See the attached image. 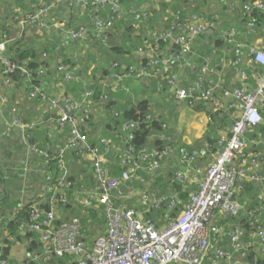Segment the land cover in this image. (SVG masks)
<instances>
[{
	"label": "built area",
	"instance_id": "built-area-1",
	"mask_svg": "<svg viewBox=\"0 0 264 264\" xmlns=\"http://www.w3.org/2000/svg\"><path fill=\"white\" fill-rule=\"evenodd\" d=\"M39 2L38 9L15 13L12 21L16 22L21 31L32 26L41 35L55 27L62 30L61 35L67 44L76 42L82 45L90 41L107 46L111 40L110 32L117 28L119 22L128 19L129 23L140 24L150 16L149 10L134 5L126 7L124 0L47 2L39 0ZM61 6H69L72 8L71 11L77 12L85 22H78L73 28L66 26L69 23L68 18L65 22H57L54 13ZM242 6L248 15L256 11L264 12V0H249ZM167 12L170 13V17L175 14L177 16V12L170 8ZM256 24L255 18H247V26L251 30ZM179 26L182 28L176 32V27L169 24L160 34L154 33L159 35L163 42H171L178 49L159 53L158 59L151 63L153 66L151 75L160 76L162 81L166 82L177 102H185L191 108L202 102L210 105V111L204 114L208 123L212 124L213 113L217 111L232 114L231 126L227 128L231 129L230 136L222 132L217 151L212 152L209 143L202 146L184 144L177 147L167 142L169 137L165 134L161 136L165 140L162 149L149 146L137 151L136 147L130 144L138 123L130 120H123L119 125L120 132L125 136V143L129 142L125 145L126 148L106 136L91 143L89 136L82 131V126L93 111L94 89L88 88L83 98L76 100L65 92L51 95L42 84L30 87L29 99L41 98L42 102L57 115L53 129L59 134L63 133L64 129H70L64 140L56 145V153L60 157L57 169H51L54 157L49 156L38 144L28 145L31 155L27 154L28 157L24 160L25 174L32 171L33 155L39 154L45 160L42 172L48 182L46 191L43 197L40 195L39 199L33 200L31 205L33 220L22 224L21 229L40 233L45 246L43 254L47 259L56 254L68 257L77 264H245L243 260L235 262L233 260L234 253H242L244 250L242 232L235 228L229 233L233 249L227 250L221 243L228 233L223 226L217 225L216 218L237 215L240 212L243 203H247L241 202V198L238 197L245 190L244 184L251 183L255 189L253 192L259 191L264 201V154L246 153L249 142L251 146H264V135L256 131L264 122V47L244 43L238 38V29L224 27L219 35L229 48L227 47L225 56L219 59L222 68L217 70L211 65V56H202L205 61L202 65L203 75L197 77L193 84L186 85L184 73L187 74L188 69L195 71L197 67L193 60L196 39L207 33L210 26L198 14L193 15L185 25ZM12 41L13 39L0 27V65H3L7 72H14L17 69L16 64L4 54L7 43ZM149 46L148 44L147 47ZM231 55L236 57L233 58ZM117 65V63L113 65L111 75L104 77L103 85L112 86L113 90L120 85L121 90H127L123 81L130 77L134 78V75L131 72L121 74L116 68ZM239 65L243 66L240 71L242 79L245 81L253 76L256 88L251 90L247 86H242L233 91H226L223 96L214 100V92L225 82L223 69ZM21 70L27 77L30 75L28 70L24 68ZM40 73L46 76L47 69L42 66ZM58 73L65 81L76 78L68 65H59ZM209 74L214 77L207 79ZM62 84L57 86L64 87V82ZM11 86L13 81L10 77L0 76V94L6 87ZM102 99H107V96H102ZM19 104L17 101L11 105L12 121L0 129L1 136L10 137L12 129L31 127L18 116ZM9 106V98L1 96V121L6 118L5 112ZM148 118L151 119L152 116L148 115ZM215 127L219 128V125ZM250 129L255 136L248 135ZM71 150L92 162L94 179L97 182V186L92 189L76 191L73 199L68 197L71 183L68 181L70 159L67 154ZM116 151L119 152L117 158L122 170L118 175H113L108 160ZM167 160L170 163L173 160L177 161L179 168L173 167V180L189 192V200L184 203L179 213H176V210L181 201L176 191L160 194L155 188L150 190L156 186L157 178L169 177L170 170L165 166ZM141 171H145V176ZM56 177L58 182L54 183ZM130 181L146 183V188L141 193L143 206L148 208L145 204H149L150 207L157 209L164 203L167 211L173 213V216H168L162 225L157 226L152 220L146 221L145 211L134 207H117L113 201L116 194L118 197L129 198L133 192H128L126 188ZM46 201L50 203L49 211L41 208V203ZM70 201L104 213L107 217L108 230L98 235L92 242H88L81 234L80 215L56 223L59 205ZM253 213L264 215V204L255 208ZM254 235L260 239L261 249L264 251V225L259 227ZM211 252L214 256H211ZM21 256L20 261H36L40 258L36 251L27 253L21 251ZM0 264L11 263L7 259H2Z\"/></svg>",
	"mask_w": 264,
	"mask_h": 264
},
{
	"label": "trees",
	"instance_id": "trees-1",
	"mask_svg": "<svg viewBox=\"0 0 264 264\" xmlns=\"http://www.w3.org/2000/svg\"><path fill=\"white\" fill-rule=\"evenodd\" d=\"M47 2L48 0H44ZM129 1V0H128ZM142 0H131L132 5L136 4V6L139 7V3ZM126 4V0H124ZM226 3V1H224ZM230 2V0H229ZM228 2V3H229ZM159 3L161 4L162 9L164 10V14L166 13V25L169 24L174 25L175 32L176 30L179 31L182 27L179 25H185L193 15L198 14L200 17H202L203 20L207 21L208 24L211 23V19H216L218 17V12H216V9L222 6V2L218 0H176L174 4H168L163 3V0H159ZM224 3V4H225ZM131 5V6H132ZM62 7V6H61ZM60 7V8H61ZM65 7V6H64ZM160 7V8H161ZM241 7V8H240ZM240 14L236 17L241 20H246L248 17H253L256 20V25H261L264 23V12L256 11L252 15H248L245 12V9L243 6H240ZM172 9L173 11L177 12L173 15V17H170V13L167 12L168 9ZM57 12V11H56ZM14 13H9L8 17L2 16L0 19V27L2 30H4L8 36H12L13 33H17L19 35L20 31L16 28V22L12 21V17L14 18ZM220 16V15H219ZM6 17V18H4ZM149 24L147 23V20L142 21L140 24H132L128 22V19H125L124 22H119L117 28L114 31L110 32V37H113L114 35L119 34H128L130 32V35H132V29L135 30L136 33L140 34V30H143L145 26L148 27V36H144L145 30L140 34L141 36V45H139V48H130V45L133 46L136 38H134V41L132 42L129 39H132V37H128L123 39L122 37L119 38V43L117 45H114L112 47L113 53L116 55V58H114L112 61L109 62L108 66L106 68H103L101 71L102 75L109 76L112 73V68L115 63L118 65L116 68L121 74H126L131 72L134 75V78L143 80L145 83L147 81H156L159 85L160 83L166 86V82L162 81V78L160 76H152L153 72V66L151 63L158 59L159 53H161L164 50H177L178 47L173 43H165L161 40L159 35H155L154 33L160 34L165 30L166 27H164L161 30L152 28V34H149ZM34 28V27H33ZM37 30V29H36ZM215 32L216 29H214ZM31 28H26L22 33L24 34L23 38H19V40H14L12 42H8L4 51L5 56L13 63L16 64L17 69L14 72H7L6 68L3 65H0V76H8L13 81V86L6 87L0 94L1 96H5L4 92H6L7 96L10 100V106L12 104H15L16 102H13L10 94L7 92L12 91V87H21L25 86V94L28 92L32 85L38 86L43 85L44 80L48 78L49 75L52 76V73L55 76H58V79L64 82V85L68 84L67 91L69 86L72 88L78 87L79 79H77L75 75V79L71 81H65L61 74L58 73V66L59 65H73V61L71 59H64L62 62H59L55 69H54V62H58L56 59L58 58V49H56L50 40H46L43 38V42H38V37L34 39L35 32L33 35V40L31 41L30 37H28L31 34ZM213 30L209 29V31L203 35H201L199 39V44L203 43L202 46L207 45V48L210 49L211 45H214L213 47H216L220 50V55L218 56V62L219 59L224 55L225 51H227V45L225 44V41L222 38H219V34H213L209 35ZM16 34V35H17ZM28 34V35H27ZM38 35H40L38 33ZM209 35V36H208ZM196 39V42L197 40ZM205 40V41H204ZM47 41V42H46ZM150 45L149 48L147 45ZM193 47V50L196 51V48ZM259 45V44H258ZM159 48H156V47ZM134 47V46H133ZM136 47V46H135ZM229 48V47H228ZM264 50V48H263ZM135 51V52H134ZM209 52L204 53V56H207ZM86 56V55H83ZM210 56V54H209ZM118 57V58H117ZM119 57L121 60H119ZM231 57L235 58V55H231ZM80 61L92 63L94 61V56L90 52L86 57H81ZM201 62V60H200ZM87 63V64H88ZM205 63L204 60H202V63L197 65L196 67V78L203 75L202 71V65ZM44 66V68L47 69V75L44 76L40 73V68ZM219 70L222 68L220 63L216 66ZM22 68L29 71L30 75L27 77L22 72ZM231 69H223L224 79L225 82L219 86L216 91L214 92V100L219 98V93L221 95L225 94L226 91H233L235 88H242V86H247L251 90L256 88V83L253 76H250V79H246L245 81L240 76V71L243 69L242 65H239L237 67H230ZM101 70V68H100ZM228 70V71H227ZM249 70V69H247ZM53 71V72H52ZM250 73H252L250 71ZM260 73H263L260 71ZM82 74V72H81ZM142 75L141 77L138 75ZM253 74V73H252ZM27 77V78H26ZM214 75L209 74L208 78H212ZM195 78V80H196ZM27 85V86H26ZM90 87L94 89V100L96 102L102 99V96L106 95L107 99L104 100V107L106 109H110L111 111L108 113V118L103 119L100 118L96 112L92 111L91 115L85 120V123L82 126V131L86 133L87 136H89V141L91 143L97 142L100 137L106 136L111 137L112 140H115L119 145L124 144V148L128 143H125V136L122 135V133L119 130V125L123 120H130V121H136L138 123V128L134 130V139L131 142L130 145H134L136 147V150L139 151L140 149L144 147H149L150 145H153L157 149H162L163 146H165V140L161 138L163 134L169 135L170 129H168V122L166 118L161 116L160 114H157L153 108L152 105V99L151 97H140V98H133L132 100H125L123 101V95L125 94V91L119 90L118 92L113 91V87H105V86H99L98 82H92L90 84ZM164 86V87H165ZM161 89V86H159ZM7 90V91H6ZM66 91V88H65ZM65 92L67 95H71L68 92ZM82 92L80 94H84L83 91L84 88L82 86ZM70 92V91H69ZM52 95L51 92H48ZM71 93V92H70ZM59 93H55L54 95H58ZM26 96V95H25ZM26 96V97H27ZM73 96V94L71 95ZM74 97V96H73ZM75 98V97H74ZM76 99V98H75ZM230 99V98H229ZM33 101H41V98H35L31 99ZM77 100V99H76ZM121 102V103H120ZM46 107V111L49 113H52L51 118H49V123L54 124L55 119L57 115L53 110L50 109V107L46 104H44ZM9 110V108H6ZM197 111H204V113L209 112L211 107L210 105H206L205 103H200L194 107ZM148 115H151L152 118L149 119ZM12 116V115H11ZM21 119V114L18 115ZM104 116V115H102ZM213 126L219 125V128L212 129L214 133L210 136H208L204 142H198L199 146L204 145V143H209L212 146V152L217 151V149L220 147L219 140L220 136L222 135V132H226L228 136H230L231 129L229 126H231L232 122V114L223 113L220 111H217L213 113ZM47 119V117H46ZM263 119H264V112H263ZM5 120V121H4ZM12 118L7 121L6 118L2 121L0 120V129L6 127L7 122H11ZM8 124V123H7ZM166 125V126H164ZM50 126V125H49ZM49 129V128H48ZM54 130V129H53ZM69 128L64 129L63 133L57 135L56 143H54L53 147L51 149H42L46 153L49 154V156L54 157L51 163V169H57L58 167V161L59 158L57 155L56 145L60 144L63 140L65 135L69 132ZM55 131V130H54ZM256 131H260L262 135H264V122L262 125H260V129H257ZM249 136H255V133L252 129L248 131ZM6 137V136H4ZM0 135V145L2 143H5V141L10 140L11 136L4 138ZM249 142V140H248ZM29 143H33L32 140H30ZM250 142L248 143V148L246 150V153H251L253 155L256 154H264V146H249ZM4 146V144H3ZM40 146V145H39ZM211 154V153H210ZM67 157L70 159V165H69V176L68 181L71 183V187L68 191V197L73 199L76 191H84L89 190L97 186V182L94 179V171L92 168V162L87 161L84 159V157L78 155L76 151L71 150ZM119 157V152H113L108 160V166L110 169V172L113 175H118L119 171L122 170L121 164L119 163L116 165V159ZM141 174L145 176V171H141ZM172 173L169 175L167 180L168 187L161 186L162 184V177L159 179H156V186L158 192L160 194L168 193L169 191H176L179 194V199L181 203H179L176 213L180 212L182 207L184 206V203L188 202L189 200V192L188 190H185L180 183L173 180ZM58 177L54 180V183L58 182ZM139 182V181H137ZM142 186L141 189H139V201H131V199H128L127 197H118L116 194L113 201L117 207L121 208H130L134 207L137 209L144 208L143 211H145V218L147 220H152L154 223L157 224V226L162 225L165 221V219L168 216H173V213H170L167 211L166 206L164 203L160 208L155 207H148L142 205L141 203V193L146 188V183L139 182ZM135 183L129 182L127 184V191L132 192L134 191ZM244 192L242 191L241 195L238 196L241 198V202H247L246 204L243 203V208L240 210V212L237 215H227V216H217L216 223L219 226H223L225 228V231L228 233L221 243L222 246H224L227 250L232 251V247L230 244V238L229 233L232 232L235 228L240 230L242 232L241 241L244 247V250L242 253H234L233 254V260L235 261H244L245 264H264V251L261 249V241L260 239H257L254 235V233L258 230L259 227H262L264 225V215L261 213H258L257 215H254L256 213H253V210L255 208H258L259 206H262L264 204V201L261 198V193L259 191L253 192L254 186L251 183L244 184ZM236 197V196H235ZM33 199L26 198L24 201L20 200H10V199H0V228H5L8 231V236L0 239V260L7 259L11 264H77L76 262L72 261L68 257H60L56 254H52L50 258H46V256L43 254L45 250V246L43 241L41 240L40 233L35 230H22L21 225L24 223H30L33 220V210L31 208V205L33 203ZM139 202V203H138ZM41 208L44 211L50 210V203L49 202H43L41 203ZM261 212V211H260ZM58 218L56 220V223L63 220H70L76 215H80L82 219V230L81 234L83 237H85L88 242H92L98 235L105 233L108 230L107 225V217L104 213L101 211L98 212L97 209H91L82 206L80 203H75L73 201L67 202L65 204H60L58 207ZM175 214V213H174ZM216 215V214H215ZM215 219V218H214ZM0 238H1V232H0ZM20 246H16L18 244ZM22 249L24 253L30 252V251H36L40 254L39 260L36 261H20L19 258L16 256V250ZM15 250V251H14ZM15 253V254H14ZM211 256H214V253H210Z\"/></svg>",
	"mask_w": 264,
	"mask_h": 264
},
{
	"label": "crops",
	"instance_id": "crops-1",
	"mask_svg": "<svg viewBox=\"0 0 264 264\" xmlns=\"http://www.w3.org/2000/svg\"><path fill=\"white\" fill-rule=\"evenodd\" d=\"M218 1H226V3L225 4L222 3L223 5L217 8L216 12L220 11V8L227 7L228 13L227 14L223 13L220 16L218 15L216 19H211L212 21L208 25L210 26L209 27L210 31L212 29L213 32H211L209 35L211 36L213 34L214 35L217 33L219 34L220 30L224 27H235L236 29H238L239 40L249 45L259 44V46L264 47V23L259 26L256 25V27L253 30H251L247 26V19L243 21L236 17L237 15L240 14V8H241L240 6L249 2V0H230V2L229 0H218ZM175 2L176 0H170L168 2L163 0V3H168V4H174ZM161 4L162 3H159L158 0H142L139 3V7L136 6V4H133L137 8L149 10L150 16L149 19L147 20V23L149 24V22H151L149 25L150 35L152 34L151 31L152 28L161 30L167 26L166 13L164 14V10L162 9ZM39 5H40L39 0H0V19L2 18V16L8 17L9 13H14V12L19 13L23 11L29 12L32 10H36L38 9ZM131 5H132L131 0L129 1L126 0V7H130ZM71 9L72 8H70L69 6H65V7L62 6L61 8L57 9V12L54 13L55 20L57 22H65L66 18H68L67 21L69 22V25L66 24V26L71 28L75 27V24L78 22H85V19L83 17L81 16L79 17L77 12L75 13V11H71ZM67 11H68V15H67ZM234 15L236 19L234 20L233 23L228 24V22L232 20ZM87 21L89 23V19H87ZM89 24L93 27L91 23ZM16 28L20 31V33L19 35L17 34L15 37L10 36V38L13 39V41L14 40L17 41L19 40V38H23L24 36V34L22 33L23 31L20 30L17 24H16ZM30 28L32 31L36 30V28H33L32 26H29V29ZM52 28L53 29L51 31L45 33L44 35H41L36 30V35L34 39H36L37 36H40L37 38L38 39L37 43H40L43 42V38L46 36L47 37L46 40L47 41L50 40L52 45L56 49H58V53H59L57 56L58 62H54L55 64L54 69L56 65L59 62H62L64 59H68V60L71 59L73 61V65H70L69 68H71L74 71L77 79H79L78 82H75L78 83L79 85L78 87L75 88L69 86L67 91L68 84L64 85V87L57 86V85H63L62 84L63 81L59 80L58 76H55L52 73V76L49 75L48 78L44 80L43 87L47 92H51L52 94L55 93L60 94L61 92L67 91L69 94L71 95L73 94V96L77 100H81L83 98V94L82 95L80 94V92H82L81 91L82 86L85 91L88 89L87 87L91 86L90 84L92 82H98L99 86L102 87L104 86L103 80L104 77L106 76L102 75L101 71L103 68H106L108 66L110 61L116 58V55L113 53L112 47L119 43L118 40L119 38L122 37L125 40L129 36L132 38H136L137 44L135 48H139V45H141L142 43L140 34H142V32L145 30L144 36H148V27L145 26L143 30H140V34L136 33L134 29H132L133 30L132 35H130V32H128L127 35L117 33V35L110 37L111 40L109 45L107 46L101 45L99 42H90V41H86L85 44L78 45L76 44V42H71L69 44L65 43L63 40V36L61 35L62 30H58L55 27ZM214 29H216L217 32H215ZM32 31H30L31 34L28 36L30 37L31 41L33 40V35H34ZM38 33L40 35H38ZM219 38H221L220 35ZM198 42L199 39L195 43L196 51L193 57L194 63L196 65L201 64L203 60L202 56H204V53L209 52L211 56V65L215 67L217 70H219L216 66L218 65V63H220V60L218 62V56L220 55V50L216 47H213L214 45H211V48L208 49L207 48L208 44L202 46L203 43L199 44ZM94 44L97 45L98 49L96 48L97 50H89V48H92ZM133 46L130 45V48L135 49ZM90 52L94 56V61L91 64L88 63L87 61L86 62L80 61L81 57H86ZM119 60H121L120 57ZM226 69H231V68L228 67ZM195 74L196 72L190 69H188L187 74L184 73L186 85H190L195 82V78H196ZM109 82H113V81L109 80ZM123 83L127 89V90H123L125 91V94L122 96L123 101L127 99L132 100L133 98L137 99L144 96L149 98L151 97L152 105L155 112L166 118L168 122L167 128L170 129V133H171L168 135L169 137V139L167 140L168 143H172L174 146L177 147L184 144L198 145V142H204L208 136L214 133L212 129H216V128L213 126V124L208 123V121H205L204 111L203 112L202 110L197 111L194 108H191L185 102H181V103L177 102L173 92L170 90L167 84L165 87H163L162 86L163 83L162 84L160 83L159 85L155 80L147 81V83H145L143 80L137 78H131V77L125 79ZM159 86H161V89L159 88ZM62 88L64 89L66 88V91L61 90ZM24 89L25 86L15 87L12 88L11 92H7L10 94V96H12L11 97L12 101H14V98L18 99L17 101L20 103L19 106H20L21 117L23 121L31 125V127L27 129H20V128L12 129V135L10 140H7L5 141V143H2V145H0V199L3 200L7 198L10 200L24 201L26 198L37 200L40 198V195H42L43 197L48 185L44 173L42 172L43 166L45 164V160L42 157H40L39 154L33 155L31 159L32 171L31 173L28 172L26 174L23 169L24 160L28 157L27 154L31 155L28 149L30 140L33 141L32 144H38L40 145L39 147H41L42 149H51L54 143H56L57 135H59L58 132L53 130V124L49 123V118L53 117L52 113L46 111V107L43 102L41 101L39 102L36 100L33 101L29 99L27 93L25 94V91H23ZM119 90H121L120 85H118L117 88L113 91L118 92ZM23 95H26L27 97ZM223 95L219 93L220 97ZM8 108L9 110L5 112L7 121H9L12 118L11 106H9ZM92 109L94 112L97 113V115L100 118L103 119V121L104 119L108 118L107 112L109 113L111 111V108L108 110L104 107V100L101 98L99 102L98 101L96 102V100H94L92 104ZM201 119H203L204 121L202 122ZM123 145L124 144H121L120 146L124 147ZM150 146L154 147L153 145ZM115 163L116 165L118 164V158L116 159ZM165 166L167 169H169V166L179 168V165L176 160H173L172 163H170V161L167 160L165 162ZM161 180H162L161 186L168 187L167 185L168 178L166 177ZM9 190H11V192H13L15 195H11ZM140 210L143 211L144 208H141ZM8 235L9 234L7 229L1 228L0 239L2 240ZM16 246H20V245L18 244ZM21 251H22L21 248L16 250V256L19 259H22Z\"/></svg>",
	"mask_w": 264,
	"mask_h": 264
},
{
	"label": "rangeland",
	"instance_id": "rangeland-1",
	"mask_svg": "<svg viewBox=\"0 0 264 264\" xmlns=\"http://www.w3.org/2000/svg\"><path fill=\"white\" fill-rule=\"evenodd\" d=\"M223 4L225 3L224 1H221ZM2 3V2H1ZM234 4H236V3H234ZM231 10V9H230ZM227 14L228 13V8L227 7H225V8H220V11H218V14L219 15H222V14ZM235 15H236V13H235ZM235 15H234V17L232 18V20L231 21H229L228 22V24H231V23H233L234 22V20L236 19L235 18ZM67 25H69V23H67ZM35 32V34H36V30L34 31ZM16 34L17 33H14L12 36L13 37H15L16 36ZM45 39L47 38L46 36L44 37ZM119 40V39H118ZM129 40H131L132 42L134 41V38H132V39H129ZM120 41V40H119ZM47 42V41H46ZM135 44V45H134ZM134 48H135V46H136V44H137V39L135 40V42H134ZM111 45V44H110ZM94 46V47H93ZM92 46V48H89V50H97L98 49V47H97V45L96 44H94ZM97 48V49H96ZM97 53H98V51H97ZM57 61H58V58L56 59ZM163 87L165 86V85H162ZM13 88V87H12ZM158 90V89H157ZM4 95L5 96H7V94H6V92H4ZM23 96H25V95H23ZM9 97V96H8ZM20 97H22V96H20ZM18 99L17 98H14V101L13 102H16ZM175 168V167H174ZM174 168L173 167H170L169 166V169H170V173H169V175L172 173V171L174 172ZM142 188V186L140 185V183L139 182H135V187L134 188H131V189H134V191L130 194V197L128 198V199H131V201H139L140 202V198L138 199V197H139V189H141ZM155 187H153L152 189H150V190H153ZM156 189V191L158 190L157 188H155ZM9 192L11 193V195H15L13 192H11V190H9ZM138 202V203H139ZM145 205H147L148 207H149V204H145Z\"/></svg>",
	"mask_w": 264,
	"mask_h": 264
}]
</instances>
